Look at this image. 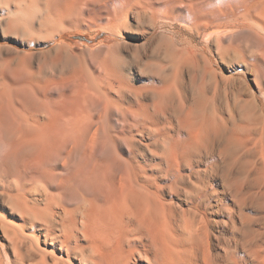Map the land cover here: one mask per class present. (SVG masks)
Instances as JSON below:
<instances>
[{
  "label": "bare ground",
  "instance_id": "bare-ground-1",
  "mask_svg": "<svg viewBox=\"0 0 264 264\" xmlns=\"http://www.w3.org/2000/svg\"><path fill=\"white\" fill-rule=\"evenodd\" d=\"M46 2L143 43L64 80L0 53V240L15 263L264 264V111L248 84L264 96V0ZM221 30L214 51L198 45Z\"/></svg>",
  "mask_w": 264,
  "mask_h": 264
},
{
  "label": "rangeland",
  "instance_id": "rangeland-1",
  "mask_svg": "<svg viewBox=\"0 0 264 264\" xmlns=\"http://www.w3.org/2000/svg\"><path fill=\"white\" fill-rule=\"evenodd\" d=\"M31 1L29 2L28 0L27 1L26 0H22V1L21 0L20 1H18V0L17 1L16 0H6V1L2 0L1 1L0 0V46L2 47V48H0V53L5 55V57H2V55H1L0 58L2 57L1 59L6 60V63L9 67H10V63H11V67L13 66V67H18V68L28 70V72H30L33 75L32 77H35L37 75L39 78L42 77V79H43V76H45L44 79H50V78L53 79L54 78V79H63L64 80V79L68 78V75L70 76L72 74L71 71L75 72L80 68H85V67L88 68L90 66L89 65L90 63L92 65L94 62L104 59L106 57V53H110L115 46H117V48H114L113 52L110 54H114L117 51L124 54V53H126L127 49L130 50L131 48H133L137 45H140L141 41L143 43V40H141V39L135 40V41L128 40L130 42H128V41L127 42L130 43L132 47L130 46V44H129L130 47H127L128 45L124 46L126 43L124 44L123 40L119 39L118 37L115 36L114 33H112V32L110 33V31H108L106 29H102V28L99 29V27L97 28L93 24L90 26L91 23L88 25L89 22H85V21H78V23H79V25H78L77 22L75 23L76 19H73V18L67 19L68 17H64V18L63 17H56L53 7L50 4L48 5L46 0H43V1L41 0L42 2H38L39 0H33L36 2H31ZM34 7H36V8H34ZM43 7H44V9H43ZM47 7H48V9H46ZM37 11H39V12H37ZM47 14H49L50 16ZM47 16L49 18H47ZM51 18H53V20H51ZM41 19H43V20H41ZM8 20H10V21H8ZM46 20H49L50 22L49 21L47 22ZM56 21L57 22L60 21L59 23H62V24L64 23V25L56 23ZM16 22L20 26H17L18 24ZM66 23H70V26H68L69 24L66 25ZM71 24H73V25H71ZM48 25H49V27H48ZM13 26H14V28L16 27L17 29L15 28L13 30ZM60 29H61V31H60ZM42 31H45V32H42ZM24 32H26V34ZM49 32H51V33H49ZM158 32L159 31H157L155 37H158L157 35L160 34V32L159 33ZM216 32L215 31L209 32L210 35L208 37H205L202 40L203 42L201 41L202 44H201V42L198 43V41H197L198 45L199 46L204 45L205 51L209 50L208 47H210V48H212V50L210 49V51L212 52L215 50V48H214L215 47V41L214 42H212V41L215 40V38L217 36H219L221 38L226 37V36L228 37L229 34L233 33L231 30H221V32H217V33ZM42 35H44V36H42ZM51 35L52 36L54 35V37H53L54 40L49 41V39L51 38L50 37ZM120 42L124 44V45L122 44L124 46V48L121 45H118V44H120ZM208 44H209V46H208ZM211 44H212V46H211ZM119 47H120V49H119ZM137 47H139V46H137ZM3 48H5V49H3ZM110 48H112V49H111V51L109 50L110 51L109 52L108 49H110ZM125 48H127V49H125ZM196 49L198 50L199 47L197 46ZM197 50H196V52H197L196 54H198L197 56L199 57V55H200V57H201L202 55ZM17 53H19V54L17 55ZM14 54H15V56H14ZM148 54L150 55L149 51H146L145 55H147V57L145 55H143V57H144L143 60H147L146 58H148ZM20 55H22V56H20ZM26 55H27V57H26ZM13 56H14V58H13ZM30 59H32V60H30ZM202 60H204V59H202ZM198 61L202 62L200 64L205 65V60L201 61V58H200V60H198ZM27 62L30 64H28ZM63 62H65L66 64ZM51 64L56 65V66L52 67ZM226 64L227 65L229 64V65L227 66ZM230 65L231 64L229 62L224 63V62L218 60L214 64V66H215L214 69L217 71L218 75L220 74L222 76V78H229V77H231L232 79L235 78L236 80L234 79L235 80L234 85H236L237 87H238V85H241L240 84L241 78H242V80L249 81L247 73H245L243 70H242L243 71L242 73H241V71L230 70L231 69ZM38 67H40L41 69L45 68L44 69L45 72H43V70H39L40 68L38 69ZM42 67H44V68H42ZM54 68H57V69L53 70ZM74 68H75V70H74ZM70 69H71V71H70ZM60 71H62V73H63L62 77H60L61 76ZM66 73H68V74H66ZM48 74H52V75L54 74L53 75L54 77L49 75V78H48V76H46ZM55 75L56 76L60 75V76L56 77ZM239 75H240V77H239ZM37 76H36V78H37ZM248 84H249L250 90L251 91L253 90V92L257 95V99L259 100L260 105L264 111V102H263L264 100L262 101V99H264V96L263 95L260 96L257 93V90L255 89L253 82L249 81ZM242 85L244 86V83H242ZM4 244L5 245L3 246V243L0 240L1 249L7 251L6 255H7L8 260H7L6 264H16L15 263L16 261L14 260L10 249L9 248L7 249V243H4Z\"/></svg>",
  "mask_w": 264,
  "mask_h": 264
}]
</instances>
